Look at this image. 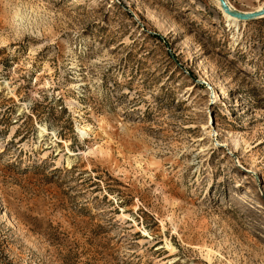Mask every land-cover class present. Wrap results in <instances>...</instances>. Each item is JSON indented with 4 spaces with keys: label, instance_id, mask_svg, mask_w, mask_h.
<instances>
[{
    "label": "rangeland",
    "instance_id": "1",
    "mask_svg": "<svg viewBox=\"0 0 264 264\" xmlns=\"http://www.w3.org/2000/svg\"><path fill=\"white\" fill-rule=\"evenodd\" d=\"M0 264H264V17L0 0Z\"/></svg>",
    "mask_w": 264,
    "mask_h": 264
},
{
    "label": "water",
    "instance_id": "2",
    "mask_svg": "<svg viewBox=\"0 0 264 264\" xmlns=\"http://www.w3.org/2000/svg\"><path fill=\"white\" fill-rule=\"evenodd\" d=\"M219 2L220 8L222 11H224L226 14L230 15L231 17L236 18V20H250V19H256L259 17L264 16V5H262L259 9L247 11V12H241L236 10H230L228 5L224 0H217Z\"/></svg>",
    "mask_w": 264,
    "mask_h": 264
},
{
    "label": "bare ground",
    "instance_id": "3",
    "mask_svg": "<svg viewBox=\"0 0 264 264\" xmlns=\"http://www.w3.org/2000/svg\"><path fill=\"white\" fill-rule=\"evenodd\" d=\"M218 2V1H217ZM219 3V2H218ZM220 6V5H219ZM262 6V5H261ZM260 6V7H261ZM229 7V6H228ZM230 8V7H229ZM259 9V8H258ZM230 10H234V9H230ZM256 10V9H255ZM223 15H224V17L225 18H227V19H230V20H235L236 21V18H234V17H231L230 15H228V14H226L224 11H223ZM262 17H264V16H262ZM82 133H83V131H82Z\"/></svg>",
    "mask_w": 264,
    "mask_h": 264
}]
</instances>
